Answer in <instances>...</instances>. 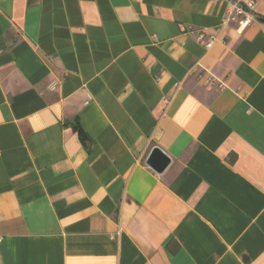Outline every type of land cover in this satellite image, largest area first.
Masks as SVG:
<instances>
[{
	"label": "crops",
	"instance_id": "crops-1",
	"mask_svg": "<svg viewBox=\"0 0 264 264\" xmlns=\"http://www.w3.org/2000/svg\"><path fill=\"white\" fill-rule=\"evenodd\" d=\"M256 4L0 0V264H264Z\"/></svg>",
	"mask_w": 264,
	"mask_h": 264
},
{
	"label": "built area",
	"instance_id": "built-area-1",
	"mask_svg": "<svg viewBox=\"0 0 264 264\" xmlns=\"http://www.w3.org/2000/svg\"><path fill=\"white\" fill-rule=\"evenodd\" d=\"M227 3L228 7L225 16L222 20L221 27L212 34H208L205 31H201L198 34L197 40L204 44L207 49L213 47L218 40L220 32L229 24L233 22L238 25V29L243 31L247 29L253 21L256 19V0H222ZM189 31H193L192 27H189ZM219 83V87L223 88L222 82L220 83L214 76H211L206 80L208 86H212Z\"/></svg>",
	"mask_w": 264,
	"mask_h": 264
},
{
	"label": "water",
	"instance_id": "water-1",
	"mask_svg": "<svg viewBox=\"0 0 264 264\" xmlns=\"http://www.w3.org/2000/svg\"><path fill=\"white\" fill-rule=\"evenodd\" d=\"M171 163V158L158 147L152 149L146 162L147 166L157 174H163Z\"/></svg>",
	"mask_w": 264,
	"mask_h": 264
},
{
	"label": "trees",
	"instance_id": "trees-1",
	"mask_svg": "<svg viewBox=\"0 0 264 264\" xmlns=\"http://www.w3.org/2000/svg\"><path fill=\"white\" fill-rule=\"evenodd\" d=\"M83 136V135H82Z\"/></svg>",
	"mask_w": 264,
	"mask_h": 264
}]
</instances>
